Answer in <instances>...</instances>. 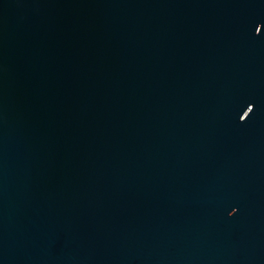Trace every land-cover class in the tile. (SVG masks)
Wrapping results in <instances>:
<instances>
[{
	"label": "water",
	"instance_id": "water-1",
	"mask_svg": "<svg viewBox=\"0 0 264 264\" xmlns=\"http://www.w3.org/2000/svg\"><path fill=\"white\" fill-rule=\"evenodd\" d=\"M0 264H264V0H0Z\"/></svg>",
	"mask_w": 264,
	"mask_h": 264
}]
</instances>
